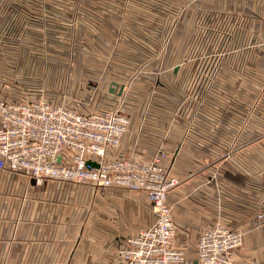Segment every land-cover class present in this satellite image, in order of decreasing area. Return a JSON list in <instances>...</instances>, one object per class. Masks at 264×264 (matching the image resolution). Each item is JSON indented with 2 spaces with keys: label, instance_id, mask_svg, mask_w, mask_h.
<instances>
[{
  "label": "rangeland",
  "instance_id": "374dc122",
  "mask_svg": "<svg viewBox=\"0 0 264 264\" xmlns=\"http://www.w3.org/2000/svg\"><path fill=\"white\" fill-rule=\"evenodd\" d=\"M252 1L0 0V98L112 108L129 119L156 101L175 117L215 109L246 120L264 111V85L245 87V31L257 29ZM113 187L136 194L139 215L153 222L143 191Z\"/></svg>",
  "mask_w": 264,
  "mask_h": 264
},
{
  "label": "crops",
  "instance_id": "0c3cea01",
  "mask_svg": "<svg viewBox=\"0 0 264 264\" xmlns=\"http://www.w3.org/2000/svg\"><path fill=\"white\" fill-rule=\"evenodd\" d=\"M252 2L257 29L245 31V87L258 88L264 85V0ZM150 104L151 112L130 117L108 157L146 160L157 147L164 149L170 173L181 179L168 193L178 226L175 245L194 258L199 232L220 224L243 231L242 244L232 253L234 264H264V111L245 120L214 109L191 120L159 112L156 101ZM245 136L257 142L246 144ZM226 151L230 154L217 158ZM227 171L241 174L242 182L225 176ZM107 188L46 177L38 181L0 169V264L116 262L124 236L148 224L139 215L136 194Z\"/></svg>",
  "mask_w": 264,
  "mask_h": 264
},
{
  "label": "built area",
  "instance_id": "2783aa9c",
  "mask_svg": "<svg viewBox=\"0 0 264 264\" xmlns=\"http://www.w3.org/2000/svg\"><path fill=\"white\" fill-rule=\"evenodd\" d=\"M130 124L118 109L85 112L41 98H0V169L40 181L55 178L89 183L97 189L121 186L146 194L153 222L124 236L119 259L111 264H234L243 231L214 224L199 232L195 257L175 245L178 230L168 193L178 182L157 147L142 160L130 155L108 157ZM95 163L94 164H92ZM259 219L263 213H258Z\"/></svg>",
  "mask_w": 264,
  "mask_h": 264
},
{
  "label": "water",
  "instance_id": "95a60500",
  "mask_svg": "<svg viewBox=\"0 0 264 264\" xmlns=\"http://www.w3.org/2000/svg\"><path fill=\"white\" fill-rule=\"evenodd\" d=\"M122 90H123V86L121 85V86L119 87V91H118V93L120 94V93L122 92ZM109 91H113V87H110V88H109ZM92 164L95 165V163H93V162H92Z\"/></svg>",
  "mask_w": 264,
  "mask_h": 264
},
{
  "label": "trees",
  "instance_id": "16d2710c",
  "mask_svg": "<svg viewBox=\"0 0 264 264\" xmlns=\"http://www.w3.org/2000/svg\"><path fill=\"white\" fill-rule=\"evenodd\" d=\"M226 176L231 177V178H233L234 180H236L235 176L232 175L231 173H226Z\"/></svg>",
  "mask_w": 264,
  "mask_h": 264
}]
</instances>
